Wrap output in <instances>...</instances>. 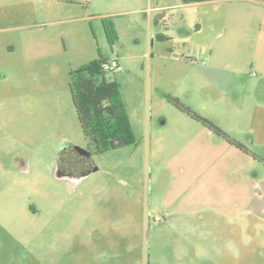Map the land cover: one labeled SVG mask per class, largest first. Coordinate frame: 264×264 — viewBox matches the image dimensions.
I'll return each instance as SVG.
<instances>
[{"label":"rangeland","instance_id":"obj_1","mask_svg":"<svg viewBox=\"0 0 264 264\" xmlns=\"http://www.w3.org/2000/svg\"><path fill=\"white\" fill-rule=\"evenodd\" d=\"M179 1L0 0V264H264V217L207 211L215 197L180 174L200 155L183 138L199 124L168 102L178 95L244 136L256 31L248 24L225 35L241 80L233 73L226 93L210 101L190 88L188 99L186 65L174 71L173 57L187 59L207 33L179 36L176 27L180 14L195 25L212 6L168 10L157 19L166 29L155 26L154 12L134 11ZM99 56L119 62L106 78L119 84L134 136L103 152L84 137L69 90L70 70ZM69 146L90 150L91 167L60 177L57 157ZM254 152L264 158L263 147ZM237 174L222 178L225 190Z\"/></svg>","mask_w":264,"mask_h":264},{"label":"crops","instance_id":"obj_2","mask_svg":"<svg viewBox=\"0 0 264 264\" xmlns=\"http://www.w3.org/2000/svg\"><path fill=\"white\" fill-rule=\"evenodd\" d=\"M201 5L212 6L211 11L206 14L203 11L197 18L199 22L195 25L188 23L186 16L180 14L181 21L177 24L176 31L179 36L205 31L207 38L204 42L190 46L187 59L173 57V69L176 71L175 66L185 63L186 72L180 76V80L183 78L186 80L185 93H188V99H190L188 91L190 88L195 90L201 87L203 94L206 95L204 99L207 101L213 98V93H226L224 85L227 81L233 80V73H237L236 78L240 80L242 77L240 72L229 64L231 62L227 58L236 53V46L233 39L227 40L225 35L228 32L246 30L249 24L253 31H256L254 40L250 39L253 46L250 69L253 67L256 69L254 76L257 77V81L251 91L252 106L242 113L246 123L241 121L238 125L244 131V136H237L236 132L232 134L217 120L214 123L230 136L243 142L253 152L257 151L259 147L264 148V0H208L189 3L180 0L178 3L162 6L148 5L151 11L147 13L150 15L154 12L151 16L153 23L159 28H164L158 25L157 19L165 17L168 10H182V8ZM134 11L145 12L146 8ZM163 34L167 39L166 34ZM177 97L181 99L180 96ZM189 105L194 107L190 102ZM201 113L208 116L204 112ZM183 138L186 148L190 150L195 145L200 149V155L198 157L190 155L186 168L180 167V174H188L189 179L192 180L189 184L192 189L201 181L203 194L215 197L205 203L204 209L220 213L245 212L264 217V175L261 176L258 170L259 164L264 166L262 163L228 144L200 124L191 128L190 133H186ZM236 171L238 174L235 180H232L233 186L225 190L226 187H222L224 181L222 178Z\"/></svg>","mask_w":264,"mask_h":264},{"label":"trees","instance_id":"obj_3","mask_svg":"<svg viewBox=\"0 0 264 264\" xmlns=\"http://www.w3.org/2000/svg\"><path fill=\"white\" fill-rule=\"evenodd\" d=\"M181 1L189 3L208 0ZM163 26L164 29L168 28L166 25ZM156 38L164 40L165 35L159 33ZM109 59L108 56H99L76 70L71 69L69 72V90L78 123L84 137L91 142L96 152H103L105 149H117L134 143L131 123L120 97L119 84L114 79L108 80L106 78L108 71L103 69V63ZM168 102L216 136L224 139L228 144L252 156L264 165L263 157L257 155L243 142L230 136L212 120L192 109L177 96H169ZM90 154V150L86 153H80L73 146H69L65 150H60L57 157L58 167L60 168L62 162L72 156L82 161L78 169L70 170L72 174H77L82 168L91 167V164L87 165L85 162Z\"/></svg>","mask_w":264,"mask_h":264},{"label":"flooded vegetation","instance_id":"obj_4","mask_svg":"<svg viewBox=\"0 0 264 264\" xmlns=\"http://www.w3.org/2000/svg\"><path fill=\"white\" fill-rule=\"evenodd\" d=\"M82 161L77 160L76 158H73L72 156H69L67 160L62 162V165L59 169L64 171L65 173H70V170H76L81 166Z\"/></svg>","mask_w":264,"mask_h":264},{"label":"built area","instance_id":"obj_5","mask_svg":"<svg viewBox=\"0 0 264 264\" xmlns=\"http://www.w3.org/2000/svg\"><path fill=\"white\" fill-rule=\"evenodd\" d=\"M146 10L149 12V11H151V8L148 7ZM103 69L107 70V71H118V70H120V66H119L118 60L115 59V58H110L109 60H106L103 63ZM253 75H255V73H253ZM158 218L159 217H157V219Z\"/></svg>","mask_w":264,"mask_h":264},{"label":"water","instance_id":"obj_6","mask_svg":"<svg viewBox=\"0 0 264 264\" xmlns=\"http://www.w3.org/2000/svg\"><path fill=\"white\" fill-rule=\"evenodd\" d=\"M81 152V151H80ZM81 153H86V152H81ZM68 173H65L64 171L58 169L57 170V175L62 177V176H66Z\"/></svg>","mask_w":264,"mask_h":264}]
</instances>
